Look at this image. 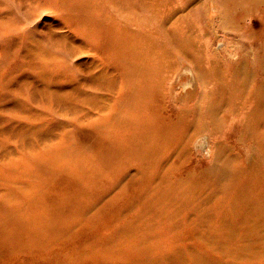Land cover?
<instances>
[{
    "label": "rangeland",
    "instance_id": "obj_1",
    "mask_svg": "<svg viewBox=\"0 0 264 264\" xmlns=\"http://www.w3.org/2000/svg\"><path fill=\"white\" fill-rule=\"evenodd\" d=\"M180 2L0 0V27L9 32L0 37V264H38V255L54 264H264V170L256 164L264 146L252 141L259 133L241 150L235 134L228 145L194 144L189 172L174 173L139 208L120 196L106 210L137 154L120 159L121 125L96 112L94 99L105 108L124 69L147 64L152 74L161 68L156 78L168 75L150 27ZM204 2L200 46L222 60H249L254 9L242 23L209 16ZM181 76L172 84L180 97L188 79ZM166 150L147 149L139 160L153 163Z\"/></svg>",
    "mask_w": 264,
    "mask_h": 264
},
{
    "label": "bare ground",
    "instance_id": "obj_2",
    "mask_svg": "<svg viewBox=\"0 0 264 264\" xmlns=\"http://www.w3.org/2000/svg\"><path fill=\"white\" fill-rule=\"evenodd\" d=\"M193 1L180 2L181 6L176 7L177 10L172 13L170 11L166 19L159 20L150 27L153 35L158 34L155 44L166 58L168 64L165 69L168 75L156 78L153 74H161V68L154 70L152 74L147 64L140 66L137 71L129 72L124 69L126 79L122 82L119 94L112 93L111 90L106 96L107 106L103 109V105L94 99L98 108L96 112L104 111L109 122L119 121L121 125L120 159L137 154V160L133 162L134 169L121 173L116 180L115 184L118 186L113 202L109 207L106 206V210L112 209L118 199H121L120 196L125 202L129 201V204L135 205L136 202L139 208L145 204L143 199L147 201L154 197L157 190H161L160 184L163 181L169 183L174 173L189 172L185 161H189L193 154L194 144L202 149L209 148V138H217L228 145V137L235 134L234 145L241 150L242 142L247 137L259 133L262 135L260 141L259 136L252 141L264 146V0H209L208 14L211 17H221L225 13L229 18L245 23L250 16L249 9H254L253 12L258 16L255 25H259V29L256 33L245 35L251 43L250 50H253L250 62L246 58L236 62L222 60L217 54L208 53L204 44L200 46L203 35L199 21H204L205 18V2ZM179 12L181 14L175 16ZM29 13L28 10L23 15L26 17ZM189 15H193L191 21L188 19ZM17 20L21 22V19ZM194 27L198 31L196 36L193 35V31L196 32ZM239 30L243 31L241 28ZM7 33V28L0 27V37ZM193 37H198L199 44ZM146 51V54L152 53ZM181 70L188 75L187 82L181 85V91H185L186 86L193 87L185 94L179 91L180 97L174 93L172 84L182 77ZM186 96L188 99H185ZM195 97L197 102L188 106V100H195ZM111 102H115L114 106ZM118 102L120 105H116ZM114 126L117 127L118 123ZM156 147L167 150L158 157L155 154L156 160L153 163L146 164L139 160L147 149L151 151V148ZM126 148L128 150L124 151ZM109 164L111 162L107 160V165ZM256 164L264 170L262 161ZM250 167L246 166L245 171L252 175ZM113 168L107 171L108 176ZM260 187L264 191V185ZM116 209L119 213L124 211L120 206ZM33 262L54 264L42 255H38ZM201 262L216 264L205 259ZM247 264H251V261Z\"/></svg>",
    "mask_w": 264,
    "mask_h": 264
}]
</instances>
